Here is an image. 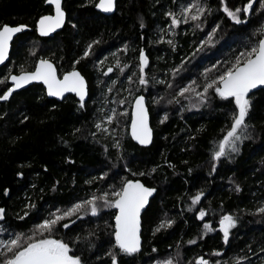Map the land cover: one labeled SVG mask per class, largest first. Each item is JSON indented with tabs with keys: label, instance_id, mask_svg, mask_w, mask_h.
Segmentation results:
<instances>
[{
	"label": "trees",
	"instance_id": "obj_1",
	"mask_svg": "<svg viewBox=\"0 0 264 264\" xmlns=\"http://www.w3.org/2000/svg\"><path fill=\"white\" fill-rule=\"evenodd\" d=\"M61 2L63 27L51 37H41L33 28L35 20L50 9L43 0H0V25L27 27L11 42L7 66H0V80L7 71L31 69L34 59L42 54L61 61L64 69L79 68L92 89L97 81L91 80L88 69L94 70L96 64L88 56L80 57L86 44H92L95 51H106L108 58L115 57L118 65L125 66H114V77L98 82L95 101L112 99L103 108L88 101L81 107L72 96L54 101L44 96L38 84L0 100V208L5 210L0 239L13 233L30 236L37 221L41 223L56 209L66 210L93 195L108 193L113 201L112 193L120 191L126 181L139 180L153 187L154 194L140 215L138 252L129 255L120 251L114 238L113 210L102 201H97V215L84 210L80 218H66L54 227L50 238L67 243L69 254L80 257L82 264H112L109 253L116 256L117 264H165L168 260L194 264L196 256L209 264H236L237 260L240 264H264V212L258 211L264 207V88L248 94L249 127L239 132V151L226 149L213 173L218 140L237 111L234 99H221L213 89L203 103L193 92L178 95L189 85L202 92L237 56L264 37V8L259 0H254L247 17L241 13L244 22L240 24L224 13L221 0H200L206 9L201 19L176 26L168 13L180 14L194 0H115L114 11L107 16L93 9L94 0ZM225 2L235 9L247 0ZM217 25L212 42L201 46ZM141 45L150 60L144 89L151 86L152 101L164 97L162 103L168 105L151 102L148 106L146 100L153 131L147 147L133 143L127 133V106L134 86L145 93L132 73ZM33 47L40 49L33 53L29 51ZM124 68L131 79L123 76ZM183 72L187 75L182 78ZM183 81L189 83L183 87ZM7 85L0 84V95ZM117 88L128 92L123 95ZM113 109L112 123L104 122ZM105 111L108 114L104 115ZM98 123L109 131L97 130ZM199 192L203 196L193 205L192 197ZM201 210L205 216L197 219ZM222 214L237 221L226 249L220 232L214 231L215 219ZM69 219L75 222L64 228ZM168 220L172 221L170 227L156 231ZM205 224L213 230H206ZM34 238H40L39 234ZM217 252L220 255H214Z\"/></svg>",
	"mask_w": 264,
	"mask_h": 264
},
{
	"label": "snow or ice",
	"instance_id": "obj_2",
	"mask_svg": "<svg viewBox=\"0 0 264 264\" xmlns=\"http://www.w3.org/2000/svg\"><path fill=\"white\" fill-rule=\"evenodd\" d=\"M47 2L55 5V15L41 17L38 21V30L42 36L49 35L64 23L61 0H47ZM259 2L261 8H264V0H259ZM221 4L223 5L224 13L233 22L240 24L244 22L241 19V13L247 17L253 10L254 0H247V3L243 7L235 9H230L225 0H221ZM96 6L105 12H111L114 9V0H100V3ZM205 12L206 9L201 6L200 0H194V2L187 4L180 14L168 13V15L172 17V25L176 26L178 23L187 22L188 20L199 21ZM180 16H183V20L180 19ZM25 27L24 25L0 26V64L8 58L9 42L12 40L14 34L23 31ZM196 27H200V25L197 24ZM218 27L217 25L216 28L212 29L207 40L203 41L201 46L204 43L212 42V37ZM168 42L172 43L171 41ZM88 48L90 50L92 45H89ZM89 54V51H85L84 56H88ZM147 63L148 59L143 50H141L139 67V83L141 85L148 83L144 71ZM112 70V68H109L108 72H112ZM176 71L178 69L174 70V74ZM207 71H211V69ZM7 80H11L12 86L3 95H0V100H7L13 91L24 87L32 81H42L47 85L50 96H62L65 92H75L80 97L81 107L84 106V99L87 95L84 78L79 72L73 70L65 74L63 80H59L56 77V70L53 65L44 59L38 62L34 72L22 71L19 75L9 74L8 77L0 80V84H5ZM192 84H195V82L193 81ZM260 85H264V37L260 38L258 43L253 45L249 51L237 56L231 67L227 68L223 74L218 75L216 79L207 83L202 92L196 91L192 85H189L182 88L178 93V95L183 96L185 93L193 92L199 97L200 102L203 103L207 99L209 89H213L221 99H234L237 111L232 115L230 130L227 131V134L219 142L218 150L214 152L213 159L218 160L220 157L226 155V149H230L232 152L239 151L238 147H236V142L242 140L239 132L249 127L246 124V117L251 108L248 94L252 89ZM120 103H123V101H120ZM144 104L145 100L143 96L136 98L132 120L133 139L138 140L141 144H147L151 141V130L148 128L147 109ZM112 111L113 115L106 117V121L109 124L115 118V110L113 109ZM164 119L166 120L167 116ZM96 128L104 132L109 131L102 123H98ZM116 146L119 147V142H117ZM213 170H215V166H213ZM237 190L239 189L237 188ZM153 191L154 189L146 188L139 181L133 182L129 180L120 191L112 193V195L117 197L114 201L109 200L108 193H104L101 196L93 195L90 199L75 203L66 210L58 208L50 213L48 218L36 225L32 235L26 236L23 233H13L10 234V238L8 239H0V264H82L80 257L69 254L71 249L67 243L50 238V234L61 221L73 216L80 218V215L84 214V210H87L92 215H97L99 211L97 201H102L103 206L119 209V213L115 218V238L116 245L120 251L129 255L138 252L140 250V211L147 204L148 197L152 195ZM202 196L203 192L197 193L192 197V204H197ZM4 211V209L0 208V219L3 218ZM258 211L264 212V207L259 208ZM25 215H27V212ZM204 216L205 212L201 210L199 218L203 219ZM74 222L69 219V222L63 224V227L68 228ZM171 223L172 221L170 220L162 222L156 231L164 227H170ZM219 223L224 242L227 243L230 230L236 226L237 221L232 215H224ZM204 228L208 231L213 230L209 224H205ZM0 231L3 230L0 229ZM45 233L49 235L45 237ZM37 234H39L40 238H34ZM191 243H194V241ZM109 255L112 257V264H117L116 256L112 253H109ZM214 255H220V253L217 252ZM165 264H172V261L168 260ZM196 264H209V261L201 257L197 259ZM236 264H240V261L237 260Z\"/></svg>",
	"mask_w": 264,
	"mask_h": 264
},
{
	"label": "flooded vegetation",
	"instance_id": "obj_3",
	"mask_svg": "<svg viewBox=\"0 0 264 264\" xmlns=\"http://www.w3.org/2000/svg\"><path fill=\"white\" fill-rule=\"evenodd\" d=\"M96 2V0H94V2H93V6H94V3ZM43 3H44V0H43ZM44 5H47V4H44ZM47 6H49V11L48 12H45V13H43V14H48V13H51V6L50 5H47ZM61 8H62V2H61ZM63 10V9H62ZM96 11V10H95ZM63 12H64V23H65V11L63 10ZM98 12V11H97ZM99 13V12H98ZM43 14H41V15H43ZM101 14V13H100ZM40 15V16H41ZM103 15V14H102ZM110 15V14H109ZM105 16H107V15H105ZM36 21V20H35ZM64 23H63V25H64ZM6 24V23H5ZM3 25V24H2ZM7 25H9V24H7ZM15 25H17V24H15ZM63 25L60 27V28H58V29H56L55 31H53L51 34H49V35H47V36H42V35H38L37 33H36V31H35V23H34V32L38 35V36H41V37H51L52 35H55L56 33H58L60 30H61V28L63 27ZM1 26V25H0ZM26 29H27V27H26ZM25 29V30H26ZM20 33V32H19ZM19 33H17V34H15L13 37H12V40L10 41V43H9V51H8V58H7V60L4 62V63H2L0 66H7V63H8V59H9V53H10V49H11V42L13 41V39H14V37L16 36V35H18ZM262 38V37H261ZM92 45V44H91ZM89 46V45H88ZM88 46H87V44L85 45V46H83L84 48L82 49V52H81V55H80V57L83 59V57H84V53H85V51H89V55H88V58H90V61L91 60H93L94 61V63L96 64V67L94 68V70H98V71H100V73H96L93 69L91 70V67H90V64H89V67H90V69H88V71H90V76H91V80L95 83V81H97V83H95L96 84V86H93V88L92 89H89V87H88V82H87V79L85 78V76L82 74V72L80 71V69L79 68H77V67H75V66H71V67H69V68H66V69H64V67H65V65H63L62 64V62L61 61H59V60H57V59H54V58H52V57H50V56H45V55H42V54H39L35 59H34V62H33V65H32V67H31V69H29V70H19V71H16V72H12V71H7V74H6V77H8L9 76V74H17V73H19V72H22V71H31V70H33L34 68H35V66H36V64H37V62L38 61H40L41 59H44V60H48L52 65H53V67L55 68V70H56V77L58 78V79H60L61 78V76L64 74V73H68V72H70V71H72V70H76L77 72H79L80 73V75L84 78V81H85V84H86V91H87V95L85 96V99H84V103L86 102V101H88V104H90V103H93L94 105L96 104V106L98 107V108H103V106L106 104V102L108 101V102H112V99L110 98V99H108L107 101L104 99V98H102L101 100H98L97 102L95 101V102H93V99L96 97V96H98L99 97V94H97L98 93V88H97V86H99V84H98V82L99 81H102L103 80V82L105 81V79L106 78H112V77H114V75H113V72H108V69L109 68H112V69H114V66H118V67H120V66H125V65H118V62L119 61H117L116 60V58L115 57H112L111 59L110 58H108V54H106V51H101V50H99V51H95V49L93 48V45H92V48L89 50V48H88ZM38 47V46H37ZM37 47H33L31 50H29V51H33V53L35 52V51H38L40 48H37ZM35 50V51H34ZM141 50H143V52H144V54H145V56L147 57V59H148V63H149V56L146 54V49L144 48V46L143 45H141L140 47H139V49L137 50V56H136V63H134L133 64V70H132V73H133V75H135V78L137 79V84L138 85H140L139 84V76H140V72H139V67H140V53H141ZM112 55H115L114 53H112ZM61 63V64H60ZM120 63V62H119ZM148 63H147V65H146V67H145V75H146V73H147V70H148ZM71 65H75V62H73V63H71ZM87 65V64H86ZM88 66V65H87ZM116 69H117V67H116ZM6 70H8V68L6 69ZM124 70H125V68H124ZM113 71V70H112ZM105 73H107V75H105ZM7 82V88H6V90L9 88V86H10V84L8 83V81H6ZM150 82H151V84H153L154 83V77L153 76H151L150 77ZM31 84H38L39 86H40V88H41V90H42V93L44 94V96L46 97V98H49V99H53L54 101H57V102H59V101H61V100H63L65 97H68V96H72L73 98H75V100L77 101V103L79 104V105H81V102H79V100L76 98V96L74 95V93H66V94H64L59 100H57V99H55L54 97H47L46 96V94H45V87L43 86V84H41V83H31ZM31 84H28L27 86H29V85H31ZM27 86H25V87H27ZM24 87V88H25ZM136 87H138L137 85H135L134 86V90H133V94H132V97H131V99L129 100V104H128V120H129V111H130V106H131V103H132V100H133V98L135 97V96H137V95H142L143 97H144V100H145V105H146V108H147V112H148V119H149V124H150V127H151V141H152V136H153V131H152V124H151V121H150V113H149V109H148V107H147V103H148V106H149V104L151 105L152 103L151 102H153L152 101V99H151V96H150V93H151V86H148V89H144V90H142V88H139V90H142V91H145V93H141V92H137L138 90H137V88ZM24 88H21V89H24ZM104 89H106L105 87H103ZM21 89H19V90H21ZM118 90H117V92L118 93H122L123 95H125L128 91H127V89H120V88H117ZM5 90V91H6ZM147 90H148V93H147ZM4 91V92H5ZM16 91H18V90H16ZM16 91H13V92H16ZM4 92H3V94H4ZM12 92V93H13ZM146 94H147V96H146ZM218 96V95H217ZM230 100H231V102H232V100H233V98H229ZM146 100H147V103H146ZM120 104V103H119ZM111 107H113V105L111 104V106L108 108V109H110ZM124 107H126V104H124ZM108 109H105V110H108ZM150 111L152 112V109H150ZM154 111V110H153ZM232 122V121H231ZM231 122H230V125H229V127L227 128V130L225 131V133L223 134V136L218 140L219 142L223 139V137L227 134V131H229L230 130V126H231ZM127 125H128V121H127ZM151 141H150V143H151ZM149 143V144H150ZM218 147H219V145H218ZM218 150V149H217ZM220 158H222V157H220ZM219 158V159H220ZM230 158V157H229ZM218 159V160H219ZM218 160H216V159H213V166H215V168L217 167V162H218ZM213 166H212V173L215 171V170H213ZM129 181V180H128ZM127 182V181H126ZM116 198V197H115ZM111 209L113 210V215H114V213H115V211H114V209L111 207ZM90 213V212H89ZM224 215H227V214H222V215H220L219 217H216V219H215V225H214V231H218V232H220V234H221V241H222V244H223V246L224 245H226V243L224 242V239H223V233L220 231V227H219V225H220V220H221V218H222V216H224ZM230 215V214H229ZM113 217V216H112ZM197 219H199V217L197 216ZM36 225H38V224H40V221H37L36 223H35ZM8 238H10V235H6L5 237H4V239H8ZM228 243V242H227ZM227 246H228V244H227ZM224 248L226 249V246H224ZM199 258H201V256H196L195 257V261H194V264H196V261H197V259H199ZM212 264H217L216 262L215 263H213L212 262ZM231 264H233V262L231 263Z\"/></svg>",
	"mask_w": 264,
	"mask_h": 264
},
{
	"label": "water",
	"instance_id": "obj_4",
	"mask_svg": "<svg viewBox=\"0 0 264 264\" xmlns=\"http://www.w3.org/2000/svg\"><path fill=\"white\" fill-rule=\"evenodd\" d=\"M115 1V0H114ZM100 3V0H96V2L94 3V6H93V9L94 10H96V11H98L99 13H101V14H103V15H109V14H111L113 11H114V9H113V11H111V12H105V11H103L101 8H98L96 5L97 4H99ZM44 4H47V5H50L51 6V13H48V14H43V15H41V16H39L37 19H36V21H35V31H36V33L38 34V35H41L40 34V32H39V30H38V21L40 20V18L41 17H44V16H54L55 15V5L54 4H49L48 2H47V0H44ZM63 11V10H62ZM3 25H7V24H3ZM3 25H1V26H3ZM20 25H23V24H17V25H9V26H20ZM25 26V25H24ZM26 29V27L24 28V30ZM58 29V28H57ZM52 33V32H51ZM50 33V34H51ZM17 34V33H16ZM15 35V34H14ZM259 41V40H258ZM258 41H257V43H258ZM10 43V42H9ZM8 51H9V49H8ZM7 60V59H6ZM5 60V61H6ZM4 61V62H5ZM3 62V63H4ZM39 62V61H38ZM38 62H37V64H38ZM36 64V65H37ZM1 65V64H0ZM36 70V66H35V68L33 69V70H31V71H28V72H34ZM73 71V70H72ZM72 71H70V72H72ZM76 71V70H75ZM70 72H68V73H70ZM21 72H19V73H17V74H11V75H19ZM65 74H67V73H64L62 76H61V78L59 79V80H63V77H64V75ZM58 79V78H57ZM8 81V83L10 84V86L9 87H11L12 86V82H11V80H7ZM31 83H41V84H43V86L45 87V94H46V96L47 97H54L55 99H57V100H59L64 94H66V93H74V95L76 96V98L79 100V102H81L80 101V97L75 93V92H65L62 96H50L49 94H48V89H47V85H45L42 81H32V82H30L29 84H31ZM28 85V84H27ZM27 85H25V86H27ZM24 86V87H25ZM85 86H86V84H85ZM24 87H22V88H24ZM258 88H264V85H260V86H257V88H255V89H252L250 92H252V91H254V90H256V89H258ZM21 89V88H20ZM16 90H19V89H16ZM15 90V91H16ZM7 91V90H6ZM5 91V92H6ZM249 92V93H250ZM140 96H142V95H137V96H135L134 98H133V100H132V103H131V106H130V111H129V120H128V125H127V133H128V136H129V138L131 139V141L133 142V143H135L136 145H138V146H140V147H147L148 145H149V143H147V144H141V143H139V141L138 140H136V139H133V136H132V120H133V112H134V110H135V101H136V98L137 97H140ZM144 106H145V108H146V105L144 104ZM147 109V108H146ZM147 117H148V112H147ZM147 124H148V128L151 130V127H150V124H149V119H147ZM130 181H133V182H135V181H139V180H130ZM141 184H143L141 181H139ZM126 183V182H125ZM124 183V184H125ZM124 184L121 186V189L123 188V186H124ZM144 185V184H143ZM146 188H149V189H153V187H150V186H146V185H144ZM120 189V190H121ZM153 194H154V191H153V193H152V195L151 196H149L148 197V201H149V199L153 196ZM115 199H117V197L115 198ZM114 199V200H115ZM113 200V201H114ZM148 203V202H147ZM147 205V204H146ZM146 205H145V207H146ZM145 207L143 208V209H141V211H140V215H141V213H142V211L145 209ZM113 209H114V211H115V213H114V215H113V217H112V225H113V231H114V238H115V229H116V216L118 215V213H119V209H117V208H115V207H112ZM139 219H140V216H139ZM139 236H140V232H139ZM115 241H116V238H115ZM140 245H141V237H140Z\"/></svg>",
	"mask_w": 264,
	"mask_h": 264
},
{
	"label": "rangeland",
	"instance_id": "obj_5",
	"mask_svg": "<svg viewBox=\"0 0 264 264\" xmlns=\"http://www.w3.org/2000/svg\"><path fill=\"white\" fill-rule=\"evenodd\" d=\"M198 60H199V59H196L195 61H193L192 65L196 64V63L198 62ZM122 73H123V76H125V77L128 78V80H129V78L131 77L130 73H129L127 70H123ZM186 75H187V74H186L185 72H183V73H181L179 76H182V78H183V77H186ZM102 81H103V80H102ZM122 82H123V81H122ZM175 83L177 84V82H175ZM188 83H189V82H187V81H183V82H182L183 87L186 86ZM139 84H140V83H139ZM140 87H141L142 90H143L144 87H145V85H141V84H140ZM147 89H148V87H147ZM95 98H98V96H96ZM95 98L93 99V102H95ZM163 98H164V97H161V98H160V97H159V98H158V97H154V98H153V102H156V103H157L159 106H161V107H162V106H168L167 103H162V102H166V101L164 100L165 98H164V99H163ZM100 112H101V110H100ZM108 112H109V111H107V113H106V111H105V112H104V115H105V114H108ZM102 120L105 122V121H106V117H105L104 119H102ZM197 216L199 217V213L197 214ZM219 227H220V225H219Z\"/></svg>",
	"mask_w": 264,
	"mask_h": 264
}]
</instances>
